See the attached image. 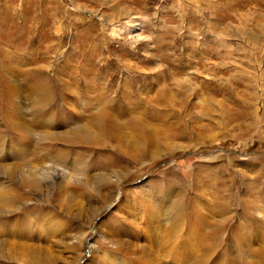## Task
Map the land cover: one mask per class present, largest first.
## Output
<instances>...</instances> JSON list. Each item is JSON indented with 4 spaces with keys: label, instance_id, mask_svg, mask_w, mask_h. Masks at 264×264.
<instances>
[{
    "label": "rangeland",
    "instance_id": "obj_1",
    "mask_svg": "<svg viewBox=\"0 0 264 264\" xmlns=\"http://www.w3.org/2000/svg\"><path fill=\"white\" fill-rule=\"evenodd\" d=\"M0 264H264V0H0Z\"/></svg>",
    "mask_w": 264,
    "mask_h": 264
}]
</instances>
